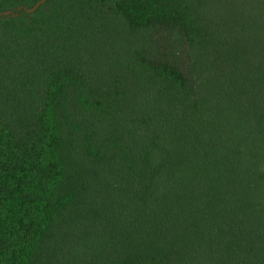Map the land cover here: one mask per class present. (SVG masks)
<instances>
[{"label": "trees", "instance_id": "obj_1", "mask_svg": "<svg viewBox=\"0 0 264 264\" xmlns=\"http://www.w3.org/2000/svg\"><path fill=\"white\" fill-rule=\"evenodd\" d=\"M41 1L0 0V264H264V0Z\"/></svg>", "mask_w": 264, "mask_h": 264}, {"label": "rangeland", "instance_id": "obj_2", "mask_svg": "<svg viewBox=\"0 0 264 264\" xmlns=\"http://www.w3.org/2000/svg\"><path fill=\"white\" fill-rule=\"evenodd\" d=\"M45 0H42L36 5V9L40 5L44 4ZM127 41L120 39L114 42H110L105 46L103 54L98 57L99 65L102 68L103 78L107 81L113 80L121 68L122 63L132 65L135 61V54H143L144 51L153 52L154 45L148 42H145L144 49L139 50L138 48L132 46ZM190 48L185 49L181 48L179 51V62L184 69L187 68L189 60L193 59L195 55H189L188 51ZM102 52V51H101Z\"/></svg>", "mask_w": 264, "mask_h": 264}]
</instances>
